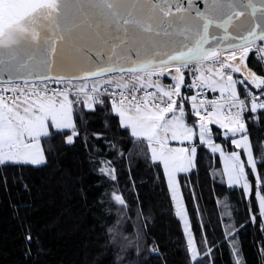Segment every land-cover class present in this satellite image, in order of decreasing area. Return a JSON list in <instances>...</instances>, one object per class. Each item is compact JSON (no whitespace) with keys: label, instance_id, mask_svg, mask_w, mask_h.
I'll use <instances>...</instances> for the list:
<instances>
[{"label":"snow or ice","instance_id":"6c2138e0","mask_svg":"<svg viewBox=\"0 0 264 264\" xmlns=\"http://www.w3.org/2000/svg\"><path fill=\"white\" fill-rule=\"evenodd\" d=\"M257 41L264 42V0H203L202 10L193 0L187 7L183 0H0V66L8 74L0 81V165H45L56 135L68 144L78 135L74 103L82 98L83 108L95 112V105L106 104L101 97L110 96L119 126L145 141L152 162L162 165L189 234L176 173L196 166L197 139L224 160L229 186L251 194L241 153H226L215 143L212 126L232 137L257 174L244 115L264 110V76L250 67L254 48L264 59ZM189 66L197 73L191 85L197 91L185 98L183 70ZM165 76L174 83L165 87ZM36 81L63 87H38ZM245 82L257 91L248 89L241 98L237 85L247 89ZM207 92L219 96L209 99ZM101 171L116 179L114 170ZM256 185L264 216V174L256 175ZM114 200L125 204L121 195ZM188 251L197 262L190 234Z\"/></svg>","mask_w":264,"mask_h":264},{"label":"trees","instance_id":"16d2710c","mask_svg":"<svg viewBox=\"0 0 264 264\" xmlns=\"http://www.w3.org/2000/svg\"><path fill=\"white\" fill-rule=\"evenodd\" d=\"M250 57V67L264 76L257 66L264 59L256 49ZM101 99L106 104L95 112L83 108L82 98L74 103L78 135L71 144L56 135L45 165H0V264H264V216L256 198V175L264 174V110L244 113L258 166L257 174L248 171L251 194L227 185L219 155L203 145L196 166L177 175L197 249L193 262L162 165ZM190 112L187 106L194 120Z\"/></svg>","mask_w":264,"mask_h":264},{"label":"built area","instance_id":"2783aa9c","mask_svg":"<svg viewBox=\"0 0 264 264\" xmlns=\"http://www.w3.org/2000/svg\"><path fill=\"white\" fill-rule=\"evenodd\" d=\"M183 71H184V75H185V84H184V91L185 92H184V96H182V97L187 98V97H190L191 95H195L196 91H197L195 88L191 87L193 80L195 78V75L193 74L194 66H189L187 69H184ZM169 79H170V77H168V76L161 78V82L165 87H167L169 84H172V82L169 81ZM17 83H19L21 87H25L23 82H17ZM45 83L47 84L49 89L63 87V85H58L52 81H45L44 83H41L40 81H36L35 86L43 87ZM4 86H5L4 84H0V88H2ZM32 86L33 85L31 83L28 85V87H32ZM248 89H250L253 93H255L257 91V90L255 91L249 87H247V89L244 87L242 90L241 98H245V94H246V91ZM5 95H10V93H5ZM206 95H207V98H209V99L218 98V96H219L218 93H212V92H207ZM102 97L107 98L111 102L112 97H110V96H102ZM118 98L119 97L117 96V99ZM261 99H262V97H261ZM184 102L186 105H191V101L189 99H185ZM246 103H248V100H246Z\"/></svg>","mask_w":264,"mask_h":264},{"label":"rangeland","instance_id":"374dc122","mask_svg":"<svg viewBox=\"0 0 264 264\" xmlns=\"http://www.w3.org/2000/svg\"><path fill=\"white\" fill-rule=\"evenodd\" d=\"M258 47L259 46H264V44H259V45H257ZM196 75H197V73H196ZM107 77H105V79H106ZM235 78H237V80H239L238 79V77H236L235 76ZM89 83H91V82H89ZM237 87H238V91H239V84L237 85ZM217 129V132L216 133H218V135L220 136L219 137V140L217 141V139H216V135L214 134V136H213V140H214V142L215 143H218V144H220V146H221V148L226 152V153H231V152H237V151H239L240 153H241V159H242V162L243 163H245V165H246V172L248 173V171L251 173V168L249 167V166H247V160H246V156L243 154V151H242V149L241 150H238V149H236V147L234 146V145H232L231 144V139H232V137H229L228 139H225V137H224V134H223V131L222 130H220V129H218V128H216ZM54 130V129H53ZM221 132H222V134H221ZM69 134H71L70 133V131H69ZM236 138H239V134H238V136L236 137ZM220 139H223L224 141H226L227 143L229 142V144H230V146L232 147V150L231 151H229L228 149H227V147L225 146V144L224 143H222L221 141H220ZM73 140H74V138H73ZM197 141H198V139H197ZM67 142V141H66ZM171 146H173V147H179L180 145H179V143L178 142H172V145ZM208 150H210L208 147H206ZM210 152H211V150H210ZM212 154H217V155H219V153H213V152H211ZM219 157H220V155H219ZM220 161H221V165H222V170H223V172H224V160L220 157ZM10 164H12V163H10ZM180 173H186V172H178V173H176V179H177V175L178 174H180ZM166 176V175H165ZM225 178H226V183H227V176L225 175ZM166 180H167V177H166ZM168 183V182H167ZM177 183H178V179H177ZM249 183H250V188H251V191H252V188H253V183H252V181L250 180V178H249ZM179 185V184H178ZM227 185L229 186V184L227 183ZM239 187V186H238ZM240 187H242V186H240ZM168 188H169V186H168ZM169 191H170V194H171V198H172V193H171V190L169 189ZM179 198L182 200V202H183V198H182V195H181V192H180V188H179ZM256 198H257V201H258V197L256 196ZM172 202H173V206H174V209H175V211H176V201H174L173 199H172ZM182 207L184 208V210H185V206H184V203H182ZM179 218V217H178ZM180 219V218H179ZM187 221H188V219H187ZM180 222H181V224H182V227H183V229H184V231H185V224H184V221L182 220V219H180ZM188 227H189V222H188Z\"/></svg>","mask_w":264,"mask_h":264},{"label":"water","instance_id":"95a60500","mask_svg":"<svg viewBox=\"0 0 264 264\" xmlns=\"http://www.w3.org/2000/svg\"><path fill=\"white\" fill-rule=\"evenodd\" d=\"M183 3L185 5V7L188 6V0H183ZM193 7H198L202 10L203 8V0H193ZM257 43H261V41H257ZM240 77V74H238ZM242 79V77H240ZM8 79V74L6 73V71L4 70L3 66H0V81H6ZM17 82H23L22 80L17 81ZM2 84V83H0ZM245 85L250 86L251 88H254L251 84H248L247 82H245Z\"/></svg>","mask_w":264,"mask_h":264},{"label":"crops","instance_id":"0c3cea01","mask_svg":"<svg viewBox=\"0 0 264 264\" xmlns=\"http://www.w3.org/2000/svg\"><path fill=\"white\" fill-rule=\"evenodd\" d=\"M263 62H264V60H263ZM239 79H240V78H239ZM249 107H250V106H249ZM190 110H191V106H190ZM191 112H192V110H191ZM191 112H190V114H191ZM193 117H194V116H193ZM191 121H194V120H191ZM212 127H213L214 129H216V126H215V125H213ZM216 130H217V129H216ZM216 132H217V131H216ZM221 134H222V132H221ZM215 137H216V139H217V141H218L220 136H219V135H216ZM197 145H200L198 141H197ZM204 147H206V146H204Z\"/></svg>","mask_w":264,"mask_h":264}]
</instances>
